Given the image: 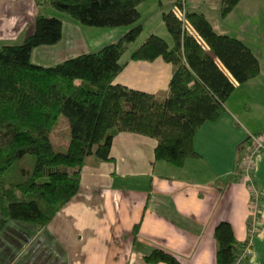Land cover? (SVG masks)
<instances>
[{"label":"trees","instance_id":"obj_1","mask_svg":"<svg viewBox=\"0 0 264 264\" xmlns=\"http://www.w3.org/2000/svg\"><path fill=\"white\" fill-rule=\"evenodd\" d=\"M36 1L83 26L128 29L97 51L42 66L32 62L33 50L57 44L63 21L39 15L22 43L0 47V237L12 222L47 227L80 191L88 158L113 160L112 141L120 132L155 138L156 160L178 168L199 157L198 130L226 111L236 84L260 74L258 57L242 39L219 33L203 12L187 10L185 26L171 10L163 20L174 46L150 34L131 54L132 60L162 58L172 64L169 95L158 99L114 82L124 68L120 59L143 32L138 7L146 0ZM184 1L176 0L177 9ZM240 1L221 0V16ZM62 117L69 122L70 139L66 151H57L52 136ZM215 239L216 264H235L244 242L236 239L232 225L220 222ZM146 261L182 264L162 248L153 249Z\"/></svg>","mask_w":264,"mask_h":264},{"label":"crops","instance_id":"obj_2","mask_svg":"<svg viewBox=\"0 0 264 264\" xmlns=\"http://www.w3.org/2000/svg\"><path fill=\"white\" fill-rule=\"evenodd\" d=\"M186 1L188 11L203 12L211 22V17L218 19V26L212 23L219 33L242 39L258 57L260 74L236 84L225 102L226 111L198 130L194 145L199 157L188 159L181 168L156 160L155 138L116 134L113 160L88 158L80 191L47 227L10 223L0 237V264H52L53 259H45L49 253L56 254L57 264H153L146 256L155 248L174 254L182 264H216L215 229L222 221L232 225L238 241L247 240L250 191L235 172L250 135L264 133V32L260 27L256 32L245 30L241 16L234 19L238 29L228 30L225 24L242 9L249 23L257 21L258 25L264 16V0H241L226 17L221 16V0ZM175 2L146 0L139 5L143 32L120 59L124 68L115 83L158 99L169 95L172 64L162 58L132 60L131 54L150 34L174 46L163 13L176 11ZM39 15L63 21V37L57 44L33 50L32 62L42 66L97 51L128 29L119 27L112 36L106 33L104 40L89 42L88 35L97 34L52 6L36 0H0V47L22 43L34 31ZM39 50L45 54L34 60ZM253 178L262 191L261 229L252 238L247 262L264 264V154L256 159Z\"/></svg>","mask_w":264,"mask_h":264},{"label":"built area","instance_id":"obj_3","mask_svg":"<svg viewBox=\"0 0 264 264\" xmlns=\"http://www.w3.org/2000/svg\"><path fill=\"white\" fill-rule=\"evenodd\" d=\"M186 12L187 6L185 0L183 8L177 9V14L184 22L185 26H187ZM260 154H264V133L252 134L248 139L247 147L245 148L243 157L235 172V175L247 185L250 191L248 238L244 242V249L241 257L235 264H242L244 259L250 257L252 238L257 235L261 229L262 191L255 185L253 178L256 159Z\"/></svg>","mask_w":264,"mask_h":264},{"label":"rangeland","instance_id":"obj_4","mask_svg":"<svg viewBox=\"0 0 264 264\" xmlns=\"http://www.w3.org/2000/svg\"><path fill=\"white\" fill-rule=\"evenodd\" d=\"M188 2H190V0H188ZM188 5L191 6V3H188ZM243 14L244 13H243L242 9L236 10V12L234 14L235 15L234 18L228 20L226 22V24H225L228 27V30L230 28H232V29H238V27H237L234 19L236 20L237 17L241 16V18H243V20H244L245 30H252V31H255L256 32V31H259L257 27H260L261 30H263V32H264V16L262 17L263 19L260 20V23L257 25V21H254L253 24L252 23H249L248 18L245 17ZM211 18H212V22L216 26H218L219 25L218 19H216L215 17H211ZM141 21H143V20H140V22ZM83 27H85L86 29H89V31H92L93 35L97 34L94 37L93 36L90 37V35H88L87 41H89V42H91L93 40H96L97 41L100 38L102 40H104V38H103L104 37V34L106 35V33H109L112 36L114 34V31H115L113 29H116V28H102L101 29V28H94V27H88V26H83ZM117 29H119V28H117ZM87 34H88V32H87ZM228 34L234 35L235 34V31H230ZM114 38L111 39V40H114ZM43 51L44 50H39L38 52H36L34 54V60H36L37 57L44 56L45 53ZM69 139H70V135H69V122H68V120L65 117H62L60 119V127H59V129L52 136V142H53V145H54V149L57 150V151H66L67 150L68 143H69ZM45 253H48V251H45ZM45 259L47 261L53 259V263L52 264H57V261H58V257H56V254H54V253L47 254V257H45Z\"/></svg>","mask_w":264,"mask_h":264}]
</instances>
